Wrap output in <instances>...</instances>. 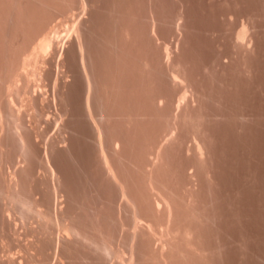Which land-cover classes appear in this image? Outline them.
<instances>
[{
	"label": "bare ground",
	"instance_id": "1",
	"mask_svg": "<svg viewBox=\"0 0 264 264\" xmlns=\"http://www.w3.org/2000/svg\"><path fill=\"white\" fill-rule=\"evenodd\" d=\"M70 1L0 0V264H213L221 243L211 248V235L204 233L213 227L207 230L206 206L211 202L209 198L206 204L201 195V176L205 169L208 176L213 172L208 170L210 145L216 140L211 136L208 142L211 114L203 110L205 91L202 94L188 64L176 58V52L173 56L168 45L135 57L139 51L133 55L134 42L143 37L133 38L126 25L114 30L111 25L112 34L106 29L108 35H100L104 58L95 56L99 41L92 42L100 37L94 38L98 33L88 16L93 1L72 0L81 8L77 17L71 13L76 6H67ZM61 3L66 7L60 8L65 6ZM58 12L73 18L69 31L62 28L67 35L51 23L63 17ZM150 17L153 42L148 37L154 44L160 23L155 11ZM244 27L236 34L239 42L246 41L249 25ZM65 66L80 79L72 78L76 86L82 82L79 95L76 90L77 96L83 90L82 103L69 98L67 85L73 81L62 78ZM68 99L74 104L78 100L81 108L75 111L72 102L66 104ZM71 119L82 121L78 132L88 135H83L89 139L85 144H94L95 149L88 147L98 155L94 166L101 177L90 173L87 180L90 184L100 177L99 185L89 188L91 183L92 191L87 188L85 197L82 191L83 199L78 193L87 176L85 184L78 179L83 187L77 186L80 190L73 194L77 180H72L73 187L65 180L73 171L61 170L68 161L59 164L77 134ZM182 159L189 162L182 164ZM30 218H37L33 220L38 223L31 219L36 226ZM22 230L33 240L24 237L30 241L22 242Z\"/></svg>",
	"mask_w": 264,
	"mask_h": 264
},
{
	"label": "rangeland",
	"instance_id": "2",
	"mask_svg": "<svg viewBox=\"0 0 264 264\" xmlns=\"http://www.w3.org/2000/svg\"><path fill=\"white\" fill-rule=\"evenodd\" d=\"M90 1H93L91 6L92 11H90L91 14L88 13V16L90 15V19L92 18L90 20L92 23H90L89 19L86 20L87 22L89 21L88 23H90V25H93V28L91 29H94V32L96 31L99 34L98 35L94 33L95 39H97V37H100L101 39L102 36L106 37V35H108L109 31L112 29L109 28L111 25L114 26L113 30L120 25H126V28L130 27L131 32L134 35H132L133 38L139 36L143 37L139 38H142V40L134 42V46L139 49L137 50L135 47H133L136 49L133 51V55L135 51H139V53H136V56L134 55L135 57L138 56L137 58H140L143 57L142 55H145L146 57L149 54V50L152 48L158 53L165 45H168L173 52V56L176 52L177 54L175 57L185 60L183 62L188 64L191 69V71H188L189 73L191 72V76H194H192L194 78L192 79L195 80L196 78V80H198L197 78H200L198 82L196 80L194 82L202 91V94L205 91L204 96H207H203L205 99L203 101H206L204 102L205 105H203V110H207L205 111V113L207 112V116L211 114V116L209 115L210 117L208 116V118H211V120L208 119L210 120L208 132H210L212 135L208 133L210 135L208 142L210 140L212 141L214 138L216 139L213 140L212 145H210L211 142L209 143L210 146H214V150L211 149L212 147L210 148V156L212 155V160L215 158L213 160L215 167H213L214 164L211 160L209 162V165L211 166H209L208 170L211 167L212 169H210V172L213 171L214 174L211 172L210 176L212 177L208 176L207 169H205V173L203 172L204 174L201 176V188L203 189L201 192L204 190L206 191H204V193L202 192L203 194L201 195L203 196L205 194L203 198H206L203 200L206 204L208 203L207 201L209 198L211 202L208 203V206L205 205L207 207L206 210L208 209L207 213L209 214V219H207V222L209 223V220L212 222L214 219V226L213 224L211 225V223L208 224L206 222L207 227L208 225L213 227L211 230H209V227H206L211 233L209 231H205L206 229L204 230V233L207 234V236L210 234L211 236H209V238L212 239V241L214 240V244L211 240L207 241L209 243L211 242L210 244L208 243V245L212 244L211 248H215L214 245L217 242L218 246L216 244V248L219 247L221 243V246L219 247L220 249H215L216 251L221 250V254L218 253L219 251L217 253L214 252V255L217 254V256H219L217 258V256L215 257L213 255L212 263L214 264V261H217L218 264H264V0ZM71 2L72 0L70 1V4ZM70 4L66 5L71 6V8L76 6L75 3L73 4V2V6ZM66 5L61 6L60 8H64ZM151 11L156 12V15L159 18L158 24L160 23V26L158 25L160 29H158V35L155 38L156 41L154 40V44L152 43L153 41L149 35L151 27L150 24L152 20L150 17ZM71 13H74L77 17L76 14H81V8L76 6V8H72ZM118 13H121V17L117 16ZM60 14L61 12L59 13V16L63 15ZM74 14L72 15L73 17ZM55 15H57V13ZM69 16H71L70 13ZM69 16L67 15L64 17L63 15L64 18L61 16L57 19V16H53L55 20L53 21L54 23H51H57V28H61L60 32L65 33L67 32L68 28H70H67V24L68 26H71L69 25L71 22H68L73 20L72 16ZM66 18L68 21H66ZM243 24L245 27L249 25L247 28L249 29L250 33H247L248 35L250 34L252 39L249 37L250 40H248L249 38L247 35V38L245 39L246 41L239 42L237 40L238 38L236 37V34H238L237 32L243 27ZM59 25L60 27H58ZM177 25L182 26V28ZM177 27L180 29V31ZM62 28H67V30L65 31L63 29V31ZM106 29L108 33L105 32ZM104 32L105 35L103 34ZM111 32L109 34H112ZM68 33L69 32H67L66 35ZM101 34L102 36H100ZM148 36L152 42L149 40ZM104 37H102L101 41L100 39L95 41L92 37H90V40H94L92 44L99 41V43H96L97 45L95 44L96 47H94V45L92 46V48L94 47L93 49L96 48L95 51L97 54L94 52L95 56H102L99 58H104V54L102 55V51H100V46H103L101 42ZM147 41H150L151 43ZM248 41L249 44L247 43ZM178 42L180 43L179 45ZM245 42L248 47L250 46L249 48L246 47L247 45ZM243 43L246 46L241 45ZM236 44L243 47H238ZM244 47L246 50H243ZM176 48L179 51L176 50ZM101 50H103V47ZM105 53L107 54L106 50ZM66 66H69V64ZM66 66L63 68L64 70L67 69L65 71L66 74L62 72L64 71L63 69L61 71L62 74L60 73L61 75L64 74L62 78L66 80L69 79L68 81L70 82H72L73 79L76 81V78L78 77H72V72H69V67ZM75 81H73L75 84L73 82L72 84L69 82L68 84L71 85H67L69 88L66 90L65 88L67 87H65L63 93L65 95V90L68 91L67 93L70 91V97L68 94H66L65 97L71 98V96H75V99L78 98L79 102L82 103L80 96H82L83 90L80 96H77L76 92L79 90V93L77 92L79 95L83 85L80 86L81 81H79V84L77 83V86L79 85L77 88V81ZM204 88H206V90ZM207 92H209L208 95ZM73 99H68L70 100H67L68 102L65 100L64 101L65 103L67 102L66 104L70 105L72 102L71 100ZM78 100L76 103L77 105L72 102V107H74V109L77 107L75 111H78V108H81V103H78ZM71 120L69 121L70 126H73V128L75 127L74 131H77V134H73L74 136H72V139L74 140H71V143H73V141L74 143L73 146L70 145L71 152L69 153V149H65V152L63 151L65 154L62 152V156H64L66 155V151H68V158L66 157L67 155L64 157L59 156L61 159L67 158L66 160L60 159L59 161L61 163L63 161L64 162L62 164L59 162V164L61 165L60 167H62V165L64 166V163H66L65 161H68L66 165L68 164L69 166H64L61 168V170L64 171L66 167H70L71 169L68 168L66 172L68 171L72 173L71 171H73L72 176L68 175V177L70 176L69 179L66 178L67 176H65V172H62L64 178H66L65 180H67L66 182H68L70 187L75 186L73 183L77 182L75 183L77 185L71 189L78 188L82 184L79 182L82 181L84 183V181H86L85 183L87 187L83 184L82 185L84 187L81 186V188L83 187L82 190H80L81 188L79 187L81 192L78 194L79 197L83 199V197H85L88 193L85 191H87V188L91 183L92 185H90L89 188L94 186L93 183L99 185L98 183L100 181L98 180H100L99 178L101 177L100 174H97L99 172V167L96 169L98 171L96 173L94 166H98V155H94L96 153L94 151V144H88L90 148H94L92 149V152L94 151L93 154L88 145L86 146L85 141L88 143L89 139L87 138V140L85 137V140L84 136L87 134H83L84 132L82 131L83 133L80 135L78 132V130H82L83 128L81 125L80 126L82 128L79 127V124H81L82 121H80V123H76L74 122L75 120ZM71 123L76 125H71ZM210 126L213 128L212 131H210L212 129ZM83 130L85 131V129ZM74 131L73 133H75ZM211 136H214L213 139ZM214 142L216 143L214 144ZM87 151H89V154ZM88 157L90 158L88 159ZM88 160H91L90 163L93 160L95 164L92 162L93 165H90ZM183 161L184 159H182V162ZM184 162L188 163L189 161L185 160ZM184 162L182 164H185ZM85 164L89 166L85 167ZM87 167L88 171L85 170ZM63 168L65 169L63 170ZM89 168H91V170ZM92 168H94V174L90 172L92 171ZM84 171L85 173H89V175H84ZM68 172L67 174H70ZM90 173L91 176L95 177L96 174L97 177H100L97 179V181L95 179L97 177L93 178L92 180L89 179L91 182L89 184L87 179L88 176H90ZM205 174L207 178H203ZM74 175L75 177L73 178ZM213 175L216 178H214ZM85 176H87V178H85ZM208 177L210 178L208 179ZM70 179L72 183H70ZM75 179L77 181L73 182ZM78 179H81V181ZM213 179H215L214 182H212ZM94 180L96 182H94ZM210 184L213 185L209 189L211 186ZM89 188L88 190L91 192L92 188L91 191ZM76 190H72L74 192L73 194L79 192V190ZM82 191L84 196L82 195ZM74 196L75 198L78 197V195ZM81 198H77L76 200L82 201ZM210 205L216 207L214 209L216 211L210 210L211 207L208 208ZM31 219L33 220L37 218H30L29 221H31ZM34 222L36 223L37 221L35 220ZM34 222H32L33 227L36 226ZM18 223L21 224H19L20 229L23 228V230L27 231V226L24 227L21 221H18ZM23 230L20 232V236L22 237L18 238H22L21 241H24V243L30 241H28L27 238H32L31 240H33L34 237L30 234L29 235L31 238L24 236L28 235V231L26 232L27 234H24L22 233L24 232ZM17 235L19 236V234ZM24 237H27L26 242ZM206 239L209 240L208 238H205V240ZM13 245H11V249L19 248L16 247V244ZM16 250L18 252L20 249ZM13 251L15 252V250H12L11 253H14ZM7 254L8 253L6 252V254L3 255L6 256Z\"/></svg>",
	"mask_w": 264,
	"mask_h": 264
}]
</instances>
